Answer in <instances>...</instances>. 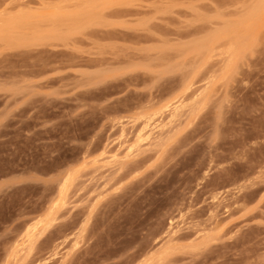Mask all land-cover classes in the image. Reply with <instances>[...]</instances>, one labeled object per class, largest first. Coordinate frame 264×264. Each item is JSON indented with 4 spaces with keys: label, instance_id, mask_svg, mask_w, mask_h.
<instances>
[{
    "label": "rangeland",
    "instance_id": "1",
    "mask_svg": "<svg viewBox=\"0 0 264 264\" xmlns=\"http://www.w3.org/2000/svg\"><path fill=\"white\" fill-rule=\"evenodd\" d=\"M0 264H264V0H0Z\"/></svg>",
    "mask_w": 264,
    "mask_h": 264
}]
</instances>
